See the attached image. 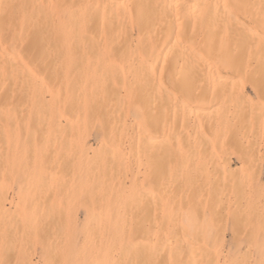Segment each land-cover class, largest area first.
I'll list each match as a JSON object with an SVG mask.
<instances>
[{"label": "bare ground", "instance_id": "obj_1", "mask_svg": "<svg viewBox=\"0 0 264 264\" xmlns=\"http://www.w3.org/2000/svg\"><path fill=\"white\" fill-rule=\"evenodd\" d=\"M61 20L67 25L53 32ZM43 53L70 55L84 71L82 81L73 79L67 87L76 90L75 115L60 110L63 87L47 89L40 80L53 68L52 62L41 59ZM100 55L121 56L110 69L106 86L103 66L97 64ZM247 81L257 84L254 90L261 97L264 0H0V134L22 123L40 124L48 134L65 128L77 132L99 120L104 123V99L110 105L106 108H115L120 115L129 107L140 111L134 110V121L148 163L147 109L152 101H159L163 123L177 140L184 138L190 148H207L208 156H197L188 174L202 193L212 194L206 203L209 210L222 199L223 193L215 192L217 197L212 192L229 172L225 164L214 161L226 148L231 123L227 108L246 94ZM260 103L264 106V100ZM261 126L264 130V123ZM220 138L222 142L217 141ZM106 153L108 161L97 166L86 161L83 167L95 184L119 186L122 180L113 176L112 162H123L125 154L118 149ZM210 168L215 180L199 183L196 175ZM130 176L133 180L134 174ZM136 191L116 201V214L135 203ZM179 204L174 198L165 200L166 206ZM196 208V203L189 207L194 212ZM192 225L185 217L184 228L192 232ZM182 226L168 222L156 228L151 232L154 242L145 246L141 241L131 243V233L116 225L110 245L120 251L103 255V245L98 244L99 260L102 264H173L171 235ZM23 264L29 261L24 259Z\"/></svg>", "mask_w": 264, "mask_h": 264}, {"label": "rangeland", "instance_id": "obj_2", "mask_svg": "<svg viewBox=\"0 0 264 264\" xmlns=\"http://www.w3.org/2000/svg\"><path fill=\"white\" fill-rule=\"evenodd\" d=\"M66 25L65 20L59 21L53 32ZM40 56L53 65L48 76L40 80L47 89L63 87L60 110L75 115L78 109L72 102L76 90L67 87L73 79L82 81L84 71L70 55ZM120 57L100 55L97 64L103 66V86ZM34 67L30 69L35 71ZM247 83L246 94L227 108L231 123L225 134L226 148L214 161L225 164L229 172L213 189V195H223L211 210L206 203L213 199L212 194L202 193L188 174L197 156H208L207 148H190L184 138L177 140L163 123L159 101H152L147 109L148 163L138 145L142 134L134 121L136 108L129 107L120 115L115 108L107 109L110 105L104 99V123L99 120L77 132L65 128L48 134L32 122L1 133L0 264H23L24 259L29 264H102L98 257L101 250L109 256L120 251L110 245L116 225L131 233L127 238L131 243L141 241L148 246L154 242L151 232L168 222L183 225L171 235L173 264H264V106L260 103L264 85L259 88L263 95L257 97V84ZM136 113L140 111L136 109ZM121 121L125 125L120 127ZM115 149L125 154L123 162H112L116 170L113 176H120L122 184L99 186L87 176L84 162L97 166L108 161L107 150ZM211 171L199 172L198 182L214 179ZM134 191L135 203L116 214V201ZM167 198L180 204L166 206ZM193 203L197 204L195 212L189 209ZM185 217L194 226L192 232L184 228ZM98 244L103 245L100 251Z\"/></svg>", "mask_w": 264, "mask_h": 264}]
</instances>
